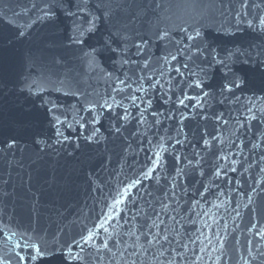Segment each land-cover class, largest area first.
I'll return each instance as SVG.
<instances>
[{
    "label": "water",
    "instance_id": "1",
    "mask_svg": "<svg viewBox=\"0 0 264 264\" xmlns=\"http://www.w3.org/2000/svg\"><path fill=\"white\" fill-rule=\"evenodd\" d=\"M77 3L0 0V264H264V0Z\"/></svg>",
    "mask_w": 264,
    "mask_h": 264
},
{
    "label": "snow or ice",
    "instance_id": "2",
    "mask_svg": "<svg viewBox=\"0 0 264 264\" xmlns=\"http://www.w3.org/2000/svg\"><path fill=\"white\" fill-rule=\"evenodd\" d=\"M68 3H71V0H67ZM57 3H59V0H57ZM89 3V0H78L77 3V8L80 10H83L81 8V5H87ZM67 13L69 15H76V13H73L71 10H67ZM46 15H51V12L49 11L48 13H46ZM95 30V20L94 19H90L89 20V27L86 29H82L80 31H78L73 37V42L77 43V44H83L84 43V32H92ZM19 35L23 36L24 33H19ZM166 38V37H165ZM188 39H192V37H188ZM136 50H137V54H140L144 45L143 44H137L135 45ZM113 51H115V49H113ZM202 54V53H201ZM172 59L176 60L177 56L176 55H172ZM222 62V61H221ZM223 63V62H222ZM185 67H187V65H185ZM225 67H227V65H225ZM177 72H179V68L176 69ZM123 83V81H122ZM199 86V85H197ZM232 86H236L238 87L239 85L236 83L235 80L229 81V84L226 86L227 90L231 91ZM142 87V86H141ZM140 89H138L139 91ZM136 99H140L139 97H135L133 98V103H135ZM149 104L151 103V101L148 102ZM181 104H183V101H180ZM105 104H107V102H105ZM119 106V105H118ZM109 111L112 110L111 106H108ZM153 115H155V113H153ZM141 116H143V113H141ZM128 118V109H124V116L122 117V119H127ZM57 120L59 119L58 117L56 118ZM57 135H62V133L59 131V129H57ZM154 163L157 165V167L159 166V161H154ZM151 175V172H146L145 173V177H149ZM134 183H139V181H136ZM122 201H117V204L121 203ZM157 236H159V233L156 234ZM89 239H91V237H89ZM165 240H167V237H165ZM87 242V241H86ZM151 242H155V241H151ZM26 248H30L34 250L35 254L29 255L28 259H30L31 261L35 262L37 260L40 259H45L48 257L49 253L48 251L45 249L44 251L41 250L40 246L37 243H31V244H26L25 245ZM75 247L81 248L83 249V245L79 242L76 241L75 242ZM105 247H107V245H105ZM67 256L72 259V260H80L82 259L79 254L73 256L72 255V251H71V246L69 247L68 251H67ZM21 261H23L25 258L23 256L20 257Z\"/></svg>",
    "mask_w": 264,
    "mask_h": 264
}]
</instances>
